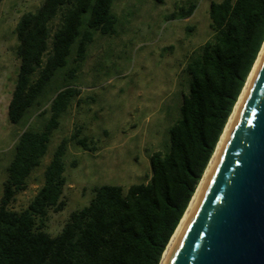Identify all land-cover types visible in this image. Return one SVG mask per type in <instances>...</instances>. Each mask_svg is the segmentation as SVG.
<instances>
[{"label": "trees", "instance_id": "16d2710c", "mask_svg": "<svg viewBox=\"0 0 264 264\" xmlns=\"http://www.w3.org/2000/svg\"><path fill=\"white\" fill-rule=\"evenodd\" d=\"M113 1L43 0L17 20L18 66L7 108L11 123L19 124L30 108L42 106L49 83L67 66L74 44L75 56L50 99L44 125L28 126L14 143L0 197V264H159L264 42V0L211 1L212 37L186 62L188 91L168 127L166 148L149 155V180L125 189L95 186L90 202L72 211L61 231L51 235L45 229L49 211L65 206L68 141L95 149L80 128L60 140L28 204L14 209L11 203L26 189L62 114L79 94L70 80L94 33L116 32ZM194 8L189 3L170 17L189 16Z\"/></svg>", "mask_w": 264, "mask_h": 264}, {"label": "rangeland", "instance_id": "374dc122", "mask_svg": "<svg viewBox=\"0 0 264 264\" xmlns=\"http://www.w3.org/2000/svg\"><path fill=\"white\" fill-rule=\"evenodd\" d=\"M42 1L0 0V197L19 134L28 126L44 125L50 99L63 82L65 71L74 66L75 44L67 66L49 83L42 106L30 108L19 124L9 121L7 108L18 66L15 26L23 12L35 10ZM211 1L220 0L113 1L116 32L94 33L84 61L70 80L79 94L62 114L26 189L16 194L11 203L14 209L28 204L42 183L44 167L54 149L76 128L95 149L68 141L62 193L65 206L58 212L49 211L45 229L51 235L61 231L72 211L90 202L95 186L114 184L125 189L149 180V155L166 148L168 127L188 91L186 62L212 37ZM189 3L195 4L191 15L170 17Z\"/></svg>", "mask_w": 264, "mask_h": 264}, {"label": "water", "instance_id": "95a60500", "mask_svg": "<svg viewBox=\"0 0 264 264\" xmlns=\"http://www.w3.org/2000/svg\"><path fill=\"white\" fill-rule=\"evenodd\" d=\"M164 264H264V52Z\"/></svg>", "mask_w": 264, "mask_h": 264}, {"label": "bare ground", "instance_id": "6f19581e", "mask_svg": "<svg viewBox=\"0 0 264 264\" xmlns=\"http://www.w3.org/2000/svg\"><path fill=\"white\" fill-rule=\"evenodd\" d=\"M263 52H264V42H263V44L261 46V49L259 51V54H258V56H257V58H256V60L254 62V65H253L250 73L248 74L246 82H245V84H244V86L242 88V91H241V93H240V95H239V97H238V99H237V101H236V103H235V105L233 107V110H232V112H231V114H230V116H229V118H228V120H227V122L225 124L224 130H223V132H222V134H221V136H220V138H219V140L217 142V145H216L215 150H214V152H213V154H212V156H211V158L209 160V163L207 164V166L205 168V171H204V173L202 175V178H201L198 186L196 187V190H195L194 194L191 197V200H190V202L188 204V207H187L184 215L182 216V218H181L179 224L177 225L174 233L172 234V236H171V238H170L165 250L163 251V254H162V257H161V260H160L159 264H164L165 260L168 257V254H169V252H170V250H171V248L173 246V243H174L175 239L177 238L181 228L183 227V225H184V223H185V221H186V219H187V217H188V215H189V213L191 211V208H192V206H193V204L195 202V199H196L197 195L199 194V192H200V190H201V188H202V186H203V184H204V182L206 180V177H207V175H208V173H209V171L211 169L212 162H213L214 157H215V155H216V153L218 151V148H219V146H220V144L222 142V139H223V137L225 135V132L227 131V129L230 126L231 122L233 121L235 115L237 114V110L239 108V105H240L241 101L243 100V97H244V95H245V93H246V91L248 89V86H249V84H250V82L252 80L253 74H254V72H255L258 64H259V61H260V58L262 57Z\"/></svg>", "mask_w": 264, "mask_h": 264}]
</instances>
